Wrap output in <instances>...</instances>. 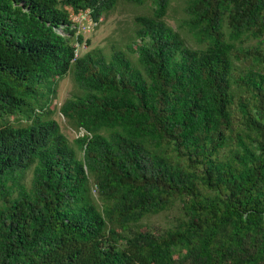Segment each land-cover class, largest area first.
I'll use <instances>...</instances> for the list:
<instances>
[{
  "label": "trees",
  "instance_id": "1",
  "mask_svg": "<svg viewBox=\"0 0 264 264\" xmlns=\"http://www.w3.org/2000/svg\"><path fill=\"white\" fill-rule=\"evenodd\" d=\"M125 1L129 52L76 56L118 0H0V264H264V0H186L196 48Z\"/></svg>",
  "mask_w": 264,
  "mask_h": 264
},
{
  "label": "rangeland",
  "instance_id": "2",
  "mask_svg": "<svg viewBox=\"0 0 264 264\" xmlns=\"http://www.w3.org/2000/svg\"><path fill=\"white\" fill-rule=\"evenodd\" d=\"M186 0H175L168 11L166 20L169 25L173 26L175 30L185 39L186 44L196 48L198 45L187 30L182 26V19L184 18L183 7ZM136 5L125 0H118L114 12H110L108 17L102 18V21L93 29L81 32L85 40H90V46L84 44L79 50L84 53L91 49L102 48L105 53L109 54L113 46L123 47L125 49L126 43L130 42L133 37L135 28L134 19L138 15H143L151 12L147 6ZM151 8V7H150ZM126 50V49H125ZM128 51V50H126ZM129 52V51H128ZM130 54V53H129ZM132 58V54H130ZM75 82L72 75L60 80L57 86V94L52 104L55 111V118L62 123L63 132L68 136L70 141H73L76 132L71 126L66 123V119H62L59 115L60 106L63 101L71 96L76 90ZM171 219L166 215H155L146 219L143 224H148L153 228L165 227L169 225Z\"/></svg>",
  "mask_w": 264,
  "mask_h": 264
},
{
  "label": "built area",
  "instance_id": "3",
  "mask_svg": "<svg viewBox=\"0 0 264 264\" xmlns=\"http://www.w3.org/2000/svg\"><path fill=\"white\" fill-rule=\"evenodd\" d=\"M70 13V18L71 21L73 22V27L78 29V33L81 32H85L87 30L93 29L95 26H97L99 24L98 21H95L92 17H91V13L90 10H83V11H79L78 13H75L72 11V9L69 8ZM102 20V19H101ZM85 43L83 44H76L77 46V50H76V56L79 55V53L81 52L79 50V48L81 46H83ZM85 132L83 129H80L78 131L77 136H84Z\"/></svg>",
  "mask_w": 264,
  "mask_h": 264
}]
</instances>
